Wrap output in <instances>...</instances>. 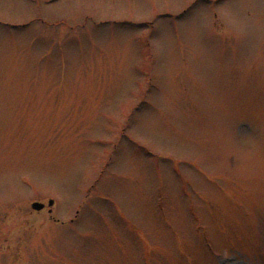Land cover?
<instances>
[{"label": "rangeland", "instance_id": "1", "mask_svg": "<svg viewBox=\"0 0 264 264\" xmlns=\"http://www.w3.org/2000/svg\"><path fill=\"white\" fill-rule=\"evenodd\" d=\"M0 264H264V0H0Z\"/></svg>", "mask_w": 264, "mask_h": 264}, {"label": "water", "instance_id": "2", "mask_svg": "<svg viewBox=\"0 0 264 264\" xmlns=\"http://www.w3.org/2000/svg\"><path fill=\"white\" fill-rule=\"evenodd\" d=\"M47 204H48L49 206H51V205L53 204V200H51V199L48 200ZM43 206H44L43 203H41V202H37V201H35V202H33V203L31 204V207H32L33 209H35V210H39V209H41Z\"/></svg>", "mask_w": 264, "mask_h": 264}]
</instances>
